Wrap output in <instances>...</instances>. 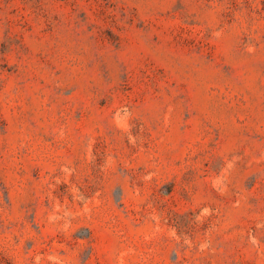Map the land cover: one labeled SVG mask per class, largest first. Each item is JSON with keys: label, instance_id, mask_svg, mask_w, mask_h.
<instances>
[{"label": "rangeland", "instance_id": "obj_1", "mask_svg": "<svg viewBox=\"0 0 264 264\" xmlns=\"http://www.w3.org/2000/svg\"><path fill=\"white\" fill-rule=\"evenodd\" d=\"M0 264H264V0H0Z\"/></svg>", "mask_w": 264, "mask_h": 264}]
</instances>
